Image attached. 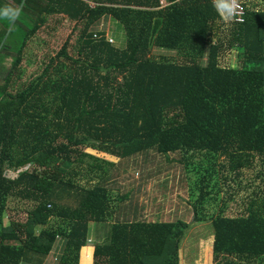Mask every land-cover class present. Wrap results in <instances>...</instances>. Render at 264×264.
<instances>
[{
  "label": "trees",
  "instance_id": "obj_1",
  "mask_svg": "<svg viewBox=\"0 0 264 264\" xmlns=\"http://www.w3.org/2000/svg\"><path fill=\"white\" fill-rule=\"evenodd\" d=\"M93 3L0 0V264H43L58 236L59 264H79L90 221L110 216L102 183L115 163L85 148L119 158L178 152L185 166L196 155L192 208L195 221L211 217L213 264H264V10H247L246 22L232 27L228 44L243 51L242 65L232 67L218 62L224 37L212 0ZM61 13L75 22L77 56L69 37L27 77L22 63L33 36ZM105 16L123 27L124 45L92 28ZM152 46L186 57L152 59ZM219 158L223 180L234 186L207 216L202 205L220 191L212 182ZM9 170L18 171L15 178ZM82 180L95 183L86 188ZM11 198L31 203L22 208L25 221L5 222ZM49 215L66 223L37 230ZM187 227L117 219L93 241L92 264H180Z\"/></svg>",
  "mask_w": 264,
  "mask_h": 264
},
{
  "label": "rangeland",
  "instance_id": "obj_2",
  "mask_svg": "<svg viewBox=\"0 0 264 264\" xmlns=\"http://www.w3.org/2000/svg\"><path fill=\"white\" fill-rule=\"evenodd\" d=\"M91 5H94L93 0H87ZM247 10L260 11L264 10V0H243ZM166 5V1L164 2ZM53 19V20H52ZM221 27L218 35L222 38L223 44L220 52L218 53V62L220 65L237 67L241 66L243 62V51L236 45L230 46L228 44V36L234 26L232 20H225L221 17ZM75 22L70 20L66 14L51 15L48 22L42 25L36 35L33 36L30 50L27 52L26 58L23 60L22 65L26 68V76L32 77L38 70L37 63L40 64L42 60H47L48 57L56 55L62 45L74 32ZM94 30L103 32L104 36L109 39L111 43L116 46H122L125 43V33L123 27L118 26L117 22L110 16L102 17L97 24L92 27ZM264 34V31L262 32ZM227 38V39H226ZM69 52L77 56V43L76 39L70 37ZM184 51L177 49H169L165 47L152 46L148 55L152 59H159L162 56L173 57L172 60H183L185 56ZM186 57V56H185ZM35 59V62L29 63L30 60ZM26 78L17 81V87L25 81ZM86 151L95 154L99 157L106 158L114 161L112 167L106 174V179L102 185L108 189L110 216L107 215V220L103 222L90 221V232L88 243L92 244L94 237L102 240L103 233L94 230H106L109 232L111 223L118 220L127 221H170L174 222L182 220L188 223L187 229L179 242L178 257L180 264H213L212 242L214 235V228L210 218L206 217L203 221H195L193 203L198 196V190L195 187L198 177L201 172L193 167L197 164L194 156L191 162L186 166L180 162V154L170 153L167 157L163 154L150 149L141 154H135L126 158H119L109 155L107 152H100L97 150H90L85 148ZM221 158L216 160L217 178L216 187L214 190L217 193L218 200L215 202H204L202 206L205 207V214L211 216L217 210V205L220 197L223 199L228 190H230L234 183L229 179L224 181L222 178V166H220ZM190 165V166H189ZM31 169L25 166L24 169ZM203 169H201L202 171ZM18 171L9 170L7 175L15 178ZM79 181V180H78ZM256 182H258L256 180ZM262 180L260 181V183ZM81 185L89 188L95 183L87 182L86 180L80 181ZM208 189H212L209 187ZM246 190L241 191V196L246 197ZM241 198V197H240ZM251 197H246L248 202ZM218 201V202H217ZM74 203V201H68ZM27 204L16 202L13 198L9 201V208L4 214L5 222L10 223L11 219L25 221L27 218L26 209ZM230 211L236 212L232 201L229 202ZM16 206V208L14 207ZM229 213V211H227ZM66 223L64 218L57 217L56 215H49L47 222L36 226L38 228H58ZM60 226V227H61ZM93 235V236H92ZM64 239L60 236L57 242L49 251L46 252L43 264H59L57 255L61 252ZM84 248V247H83ZM87 248L83 250V261L89 257L86 252ZM90 249V248H89ZM93 255V252H92ZM92 261V259H91ZM26 264V263H23ZM30 264V263H29Z\"/></svg>",
  "mask_w": 264,
  "mask_h": 264
},
{
  "label": "clouds",
  "instance_id": "obj_3",
  "mask_svg": "<svg viewBox=\"0 0 264 264\" xmlns=\"http://www.w3.org/2000/svg\"><path fill=\"white\" fill-rule=\"evenodd\" d=\"M212 2L217 12L225 20H230L239 14L238 0H212Z\"/></svg>",
  "mask_w": 264,
  "mask_h": 264
},
{
  "label": "crops",
  "instance_id": "obj_4",
  "mask_svg": "<svg viewBox=\"0 0 264 264\" xmlns=\"http://www.w3.org/2000/svg\"><path fill=\"white\" fill-rule=\"evenodd\" d=\"M94 230H97V231H99V232H101V233H103V237H104V235L106 234V233H108V231H106V230H99V229H95L94 228ZM89 234H92L90 231H89ZM93 236V235H92ZM95 240H98V239H96L95 237H94V239H93V241H95ZM93 241L91 242L92 244H90V243H87L86 245H84L83 247L84 248H87L86 249V252L88 253L87 255L89 256L87 259H86V261H83V250H84V248L82 247V249H81V253H80V257H79V264H92V261H91V259H92V252H93ZM90 248V249H89Z\"/></svg>",
  "mask_w": 264,
  "mask_h": 264
},
{
  "label": "built area",
  "instance_id": "obj_5",
  "mask_svg": "<svg viewBox=\"0 0 264 264\" xmlns=\"http://www.w3.org/2000/svg\"><path fill=\"white\" fill-rule=\"evenodd\" d=\"M238 4H239V9H238L239 14L230 20H232L233 23H237L239 25V24H243L246 22L247 9L245 7L243 0H238Z\"/></svg>",
  "mask_w": 264,
  "mask_h": 264
}]
</instances>
